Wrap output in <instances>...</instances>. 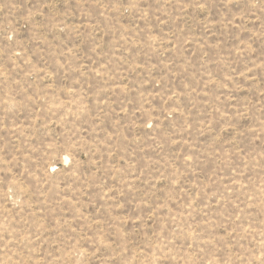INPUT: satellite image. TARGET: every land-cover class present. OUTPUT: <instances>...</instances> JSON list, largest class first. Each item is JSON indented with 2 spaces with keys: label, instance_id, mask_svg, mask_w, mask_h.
<instances>
[{
  "label": "rangeland",
  "instance_id": "1",
  "mask_svg": "<svg viewBox=\"0 0 264 264\" xmlns=\"http://www.w3.org/2000/svg\"><path fill=\"white\" fill-rule=\"evenodd\" d=\"M0 264H264V0H0Z\"/></svg>",
  "mask_w": 264,
  "mask_h": 264
}]
</instances>
